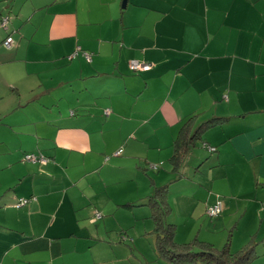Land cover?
I'll list each match as a JSON object with an SVG mask.
<instances>
[{
  "label": "crops",
  "instance_id": "0c3cea01",
  "mask_svg": "<svg viewBox=\"0 0 264 264\" xmlns=\"http://www.w3.org/2000/svg\"><path fill=\"white\" fill-rule=\"evenodd\" d=\"M7 9L0 264L113 262L121 250L108 232L150 231L143 202L163 184L168 197L197 196L221 238L253 236L251 264H264V0H10L0 16ZM131 59L150 69L131 71ZM193 113L227 119L203 135L217 149L200 143L175 179L166 160ZM39 151L45 164L23 159ZM216 201L221 212L208 216ZM139 202L132 215L121 207Z\"/></svg>",
  "mask_w": 264,
  "mask_h": 264
},
{
  "label": "trees",
  "instance_id": "16d2710c",
  "mask_svg": "<svg viewBox=\"0 0 264 264\" xmlns=\"http://www.w3.org/2000/svg\"><path fill=\"white\" fill-rule=\"evenodd\" d=\"M7 17L8 16H0V19L2 20L5 18L6 21H8ZM70 57L71 56L69 55L67 58ZM198 116V113H193L186 117V119L181 123L173 140L172 151L170 156L167 158L166 163L168 165V170L175 175V179L183 176L185 166L190 165V162L188 163L190 153L194 150V148L198 147L200 143H202V145L205 146L209 152L217 149L216 146L205 142L203 135L207 129L216 126L217 124L224 123L227 118L214 116L198 122ZM117 151L120 153L121 150L119 149ZM116 152L115 154H118ZM31 153L36 156L37 160L31 161L27 158L25 159L24 157L23 159L25 161L39 164H45L48 161V156L40 151L26 152L23 156ZM41 157L45 160L44 162L40 161ZM147 167L150 169L160 168V166H156L154 164H150ZM199 167L200 164L196 167V169H199ZM142 169L145 170V168ZM143 204L149 208V217L153 222L152 229L145 232V235L151 238L157 258L166 259L172 264H251L257 257L255 247L258 240H256L253 236L250 237L237 251L230 250L228 238L224 245L219 249L209 243H196L195 239L190 242H176L174 223L164 220L166 212L171 210L168 204L167 184L155 187L153 192L145 197ZM125 205L132 204H123V206ZM211 205H208L207 207Z\"/></svg>",
  "mask_w": 264,
  "mask_h": 264
},
{
  "label": "rangeland",
  "instance_id": "374dc122",
  "mask_svg": "<svg viewBox=\"0 0 264 264\" xmlns=\"http://www.w3.org/2000/svg\"><path fill=\"white\" fill-rule=\"evenodd\" d=\"M9 2L10 0L0 1L1 9L5 10L9 7ZM8 11L9 10L7 9L1 17H5V15L8 16ZM1 43L2 42H0V44ZM2 46L5 47L3 43ZM21 87L22 89H26V85H22ZM73 113V110L69 111V115L72 116ZM149 171L150 170L147 168L146 173H149ZM198 177H200L199 174L196 175V178ZM135 186L136 183L134 182H130V184L126 186L123 185L126 189L135 188ZM112 194L118 195L119 193L116 192ZM168 204L171 210L166 212L164 220L174 223L176 242H190L195 239L196 243H209L219 249L224 245L228 238L231 251H237L242 247L243 244H233L231 242V228L226 232L224 239L214 231L213 224H210L208 220L204 219L205 213H203V210L201 209L200 201L197 196L190 191L180 193V195H169ZM142 205L143 204L139 202L135 204L132 203V205H122L121 207L129 211L132 215L133 209L139 208ZM118 212L126 211L119 209ZM145 217L148 221L152 220L149 217V214ZM115 218V216H111V220H114ZM142 220L144 219L139 218L137 222L140 224ZM108 234L112 237V241L119 244L118 249L121 250L118 258L108 264H172L166 259L156 257L153 242L146 237L143 229L140 228V226H136L133 222L122 228L111 229Z\"/></svg>",
  "mask_w": 264,
  "mask_h": 264
},
{
  "label": "built area",
  "instance_id": "2783aa9c",
  "mask_svg": "<svg viewBox=\"0 0 264 264\" xmlns=\"http://www.w3.org/2000/svg\"><path fill=\"white\" fill-rule=\"evenodd\" d=\"M1 25L2 26H5V23H6V19L5 18H3L2 20H1ZM11 43H12V39H11V37L10 36H8V37H6L5 39H4V41H3V44L5 45V46H10L11 45ZM80 50V48L79 47H77L76 49H75V52L74 53H77L78 51ZM73 53V54H74ZM72 54V55H73ZM82 54L84 55V57L86 58V59H89V57H90V54L88 53V52H86V51H82ZM71 55V56H72ZM75 55V54H74ZM129 68L131 69V70H133V71H142V70H148L149 68H150V64L148 63V62H144V61H140V60H138V59H131L130 61H129ZM106 113L108 112V111H105ZM119 151H117L116 153H118ZM24 158L26 159H28V160H31V161H35V160H37V158H36V156L33 154V153H31V154H26L25 156H24ZM40 161L41 162H44L45 160L41 157L40 158ZM28 198H26V197H20V198H18L17 199V201H16V203H15V206L16 207H18V206H20V205H22V204H24V203H27L28 202ZM221 209H222V205H221V203L220 202H216L214 205H211V206H209L208 208H207V214L208 215H210V216H212V215H216V214H218L220 211H221ZM96 217H100V214L99 213H96Z\"/></svg>",
  "mask_w": 264,
  "mask_h": 264
},
{
  "label": "clouds",
  "instance_id": "9594fccd",
  "mask_svg": "<svg viewBox=\"0 0 264 264\" xmlns=\"http://www.w3.org/2000/svg\"><path fill=\"white\" fill-rule=\"evenodd\" d=\"M3 41H4V40H3ZM11 44H12V43H11ZM8 47H10V46H8ZM72 54H73V53H72ZM72 54H71V55H72ZM74 56H75V55H74ZM72 57H73V56H72ZM129 61H130V60H129ZM140 61H144V60H140ZM144 62H147V61H144ZM148 63H149V62H148ZM128 64H129V62H128ZM149 64H150V63H149ZM149 69H150V68H149ZM149 69H148V70H149ZM130 70H131V69H130ZM131 71H133V70H131ZM142 71H147V70H142ZM133 72H139V71H133ZM140 72H141V71H140ZM216 202H220V201H216ZM216 202H215V203H216ZM215 203H213L212 205H214ZM220 203H221V202H220ZM221 205H222V204H221ZM207 208H208V207H207ZM207 208H206V214H207ZM221 210H222V209H221ZM220 212H221V211H220ZM220 212H219V213H220ZM219 213H218V214H219ZM218 214H216V215H218ZM207 215H208V214H207ZM216 215H212V216H216ZM208 216H210V215H208Z\"/></svg>",
  "mask_w": 264,
  "mask_h": 264
},
{
  "label": "water",
  "instance_id": "95a60500",
  "mask_svg": "<svg viewBox=\"0 0 264 264\" xmlns=\"http://www.w3.org/2000/svg\"><path fill=\"white\" fill-rule=\"evenodd\" d=\"M125 3V0H123V4Z\"/></svg>",
  "mask_w": 264,
  "mask_h": 264
}]
</instances>
